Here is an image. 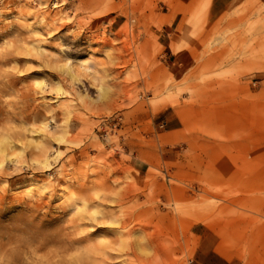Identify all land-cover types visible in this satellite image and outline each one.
I'll list each match as a JSON object with an SVG mask.
<instances>
[{"label": "rangeland", "instance_id": "1", "mask_svg": "<svg viewBox=\"0 0 264 264\" xmlns=\"http://www.w3.org/2000/svg\"><path fill=\"white\" fill-rule=\"evenodd\" d=\"M218 1L0 0V264H264V0Z\"/></svg>", "mask_w": 264, "mask_h": 264}, {"label": "crops", "instance_id": "2", "mask_svg": "<svg viewBox=\"0 0 264 264\" xmlns=\"http://www.w3.org/2000/svg\"><path fill=\"white\" fill-rule=\"evenodd\" d=\"M235 0H220L218 1L217 8H221L222 10L227 7V3ZM234 4V3H232ZM176 25V23H174ZM174 25V26H175ZM150 30L154 32L157 36H159V42L163 47L161 55L157 58L161 61L163 65L172 67L175 69L174 73H181L184 71L192 70L196 66L195 54L194 50L191 48H181L178 50H174L175 46L179 44V37H171L168 32V24L162 26L161 31L157 30L155 27H151ZM175 45V46H173ZM148 53L152 54L153 50L150 47L148 49ZM149 118V115H140L137 117L138 121L144 122ZM137 121V123H138ZM135 123V124H137ZM153 123L155 127H160L161 132L165 135L166 139H174V136L179 134L183 129L184 125L181 118L175 113L174 108L171 106H166L162 108V111L158 113V115L153 117ZM158 132V130H157ZM146 137H149L151 134L143 132ZM168 150V149H167ZM169 159V158H168ZM201 230L202 226L196 225L194 229ZM218 253V254H217ZM199 254L203 256L202 261L207 264H226L228 258H225L218 251H214L211 249V243H203L200 245ZM224 257L225 259L221 258ZM229 260V259H228ZM231 261V260H229Z\"/></svg>", "mask_w": 264, "mask_h": 264}, {"label": "built area", "instance_id": "3", "mask_svg": "<svg viewBox=\"0 0 264 264\" xmlns=\"http://www.w3.org/2000/svg\"><path fill=\"white\" fill-rule=\"evenodd\" d=\"M120 120H121V117H120V116H118V117L116 118V121H115V123H116V124H119Z\"/></svg>", "mask_w": 264, "mask_h": 264}, {"label": "snow or ice", "instance_id": "4", "mask_svg": "<svg viewBox=\"0 0 264 264\" xmlns=\"http://www.w3.org/2000/svg\"><path fill=\"white\" fill-rule=\"evenodd\" d=\"M0 39H2V37H0ZM37 87H39V85H37Z\"/></svg>", "mask_w": 264, "mask_h": 264}, {"label": "bare ground", "instance_id": "5", "mask_svg": "<svg viewBox=\"0 0 264 264\" xmlns=\"http://www.w3.org/2000/svg\"><path fill=\"white\" fill-rule=\"evenodd\" d=\"M69 63V61L67 62V64ZM2 163H0V165H1Z\"/></svg>", "mask_w": 264, "mask_h": 264}]
</instances>
